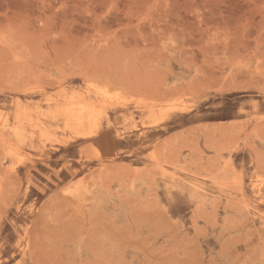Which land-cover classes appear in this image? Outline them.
Listing matches in <instances>:
<instances>
[{"label":"rangeland","instance_id":"1","mask_svg":"<svg viewBox=\"0 0 264 264\" xmlns=\"http://www.w3.org/2000/svg\"><path fill=\"white\" fill-rule=\"evenodd\" d=\"M230 263L264 264V0H0V264Z\"/></svg>","mask_w":264,"mask_h":264},{"label":"bare ground","instance_id":"2","mask_svg":"<svg viewBox=\"0 0 264 264\" xmlns=\"http://www.w3.org/2000/svg\"><path fill=\"white\" fill-rule=\"evenodd\" d=\"M60 75V74H59ZM109 90V89H108ZM108 95H110V94H108ZM114 98V97H113ZM117 98V97H116ZM213 105V104H212ZM235 107V106H234ZM171 108V107H170ZM45 109V108H44ZM179 114V113H178ZM112 117V116H111ZM184 117V116H183ZM114 123V122H113ZM140 128V127H139ZM143 130V129H142ZM141 130V131H142ZM109 131V130H108ZM118 132V131H117ZM132 132V131H131ZM138 132V131H137ZM137 134V133H136ZM122 135V134H121ZM132 136V135H131ZM99 138V137H98ZM104 138V137H103ZM109 139V138H108ZM131 140H133V139H131ZM95 141V140H94ZM109 141H110V139H109ZM128 141V140H127ZM43 142V141H42ZM85 142V141H84ZM103 142V141H102ZM126 142V141H125ZM147 142V141H146ZM153 143H154V141H153ZM95 146V145H94ZM134 147H135V145H134ZM71 148V147H70ZM67 149V148H66ZM74 149V148H73ZM104 149V148H103ZM60 151V150H59ZM70 151V150H69ZM142 151V150H141ZM64 152V151H63ZM76 152V151H75ZM140 153V152H139ZM58 155H60V154H58ZM127 157V156H126ZM52 162V161H51ZM79 163V162H78ZM136 163V162H135ZM258 167V166H257ZM61 168V167H60ZM155 170H156V168H155ZM218 177V176H217ZM66 178V177H65ZM87 180V179H86ZM139 181V180H138ZM134 182H136V181H134ZM139 184V183H138ZM69 185V184H68ZM135 185H137V184H135ZM66 186V185H65ZM99 186V185H98ZM158 186H159V184H158ZM93 187V186H92ZM136 187V186H135ZM191 187V186H190ZM32 188V187H31ZM94 188V187H93ZM133 188H134V186H133ZM145 188H147V187H145ZM121 189V188H120ZM139 189V188H138ZM68 190V189H67ZM82 190V189H81ZM144 190V189H143ZM32 191V190H31ZM74 191V190H73ZM87 191V190H86ZM163 191V190H162ZM197 191H199L198 189H197ZM76 192V191H75ZM210 192V191H209ZM64 193H65V191H64ZM120 193V192H119ZM123 193V192H122ZM71 196V195H70ZM73 196V195H72ZM179 197V196H178ZM201 197H202V195H201ZM76 198V197H75ZM110 199V198H109ZM162 199V198H161ZM196 199V198H195ZM205 199V198H204ZM237 199V198H236ZM187 200V199H186ZM227 200V199H226ZM162 201V200H161ZM173 201V200H172ZM207 201V200H206ZM120 202V201H119ZM166 202V201H165ZM205 202V201H204ZM167 203V202H166ZM205 203H207V202H205ZM204 203V204H205ZM188 205V204H187ZM201 204H199V206H200ZM93 206V205H92ZM168 206V205H167ZM172 206H174V205H172ZM203 206V205H202ZM205 206V205H204ZM82 208V207H81ZM167 208V207H166ZM165 208V209H166ZM175 208H176V204H175ZM170 209V208H169ZM173 209V208H172ZM171 209V210H172ZM178 210V209H177ZM197 210H198V208H197ZM170 211V210H169ZM172 212H174L173 210H172ZM180 216V215H179ZM174 218V217H173ZM175 218H177V217H175ZM179 219V218H178ZM179 222V221H178ZM211 246H213V245H211ZM209 250V249H208ZM213 250V249H212ZM219 252V251H218ZM213 253H215V252H213ZM222 253V252H221ZM218 254V253H217ZM27 259V258H26ZM25 259V260H26ZM29 259V258H28ZM226 259V258H225ZM23 261V260H22ZM221 261V260H220ZM231 264V263H230Z\"/></svg>","mask_w":264,"mask_h":264}]
</instances>
